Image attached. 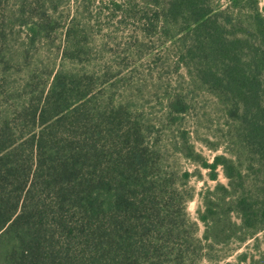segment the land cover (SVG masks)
<instances>
[{
  "label": "trees",
  "instance_id": "16d2710c",
  "mask_svg": "<svg viewBox=\"0 0 264 264\" xmlns=\"http://www.w3.org/2000/svg\"><path fill=\"white\" fill-rule=\"evenodd\" d=\"M70 1L0 0V264H264V4Z\"/></svg>",
  "mask_w": 264,
  "mask_h": 264
},
{
  "label": "rangeland",
  "instance_id": "374dc122",
  "mask_svg": "<svg viewBox=\"0 0 264 264\" xmlns=\"http://www.w3.org/2000/svg\"><path fill=\"white\" fill-rule=\"evenodd\" d=\"M221 3L224 2V0H219ZM259 4L260 6H262L264 4V0H259ZM75 6V2L74 0H71L69 2V4L66 6V8L64 10H69L71 8H74ZM95 16V13H92V17L94 18ZM105 21L102 23L103 25V29L101 31V34H106V33H109L110 34H113V35H117L119 38H121L120 40L122 42H125V38L129 35V32L130 30L129 29H123V28H120L118 31H113L114 30V27L113 25H111L110 27H107L105 26ZM100 33L96 34L97 36H100L101 35ZM154 51H158V48H154ZM159 52V56L162 55L163 53V50H160L158 51ZM109 53V51H108ZM123 56V55H122ZM129 62V61H128ZM147 65L148 63H145L143 62L142 63V67H140V70H142V72H145L147 70ZM128 69H124V72H126ZM150 104H155L154 102H150ZM155 108H157V105L155 104ZM196 146L201 150L203 151V153L208 156L209 158L212 156L213 152L209 151L206 147H204L203 145H201L200 143H196ZM219 152V151H218ZM182 166L184 168H187L189 170H192L193 169V166L185 161H182ZM206 170H202V174H204V177H206V174H205ZM219 180L221 182H225V178L222 176V174H220L219 176ZM190 184L195 188L196 191H199L201 189V187H203L204 185V182L201 181V180H198L196 177H192L191 180H190ZM206 184L207 185H213L214 182L213 181H209L207 180L206 181ZM196 204H197V199H193L191 201L188 202L187 204V210L189 211L190 215L191 216H194L195 215V208H196ZM250 242V241H249ZM243 248H240L238 251H241ZM233 258L232 257H229L228 260H232Z\"/></svg>",
  "mask_w": 264,
  "mask_h": 264
}]
</instances>
